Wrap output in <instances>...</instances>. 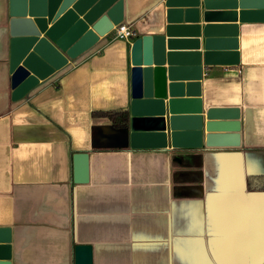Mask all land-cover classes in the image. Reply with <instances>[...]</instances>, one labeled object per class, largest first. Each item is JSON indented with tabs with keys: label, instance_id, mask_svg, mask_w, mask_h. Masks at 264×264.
<instances>
[{
	"label": "crops",
	"instance_id": "1",
	"mask_svg": "<svg viewBox=\"0 0 264 264\" xmlns=\"http://www.w3.org/2000/svg\"><path fill=\"white\" fill-rule=\"evenodd\" d=\"M100 1L62 14L53 38L37 39L41 54L12 33L11 20L56 0H0V229L9 264H74L76 245L91 246L92 264H264V191L247 186L264 176V0H222L218 11L228 15L210 22L202 0H108L135 38L110 32L67 58L74 24ZM169 11L180 18L167 19ZM207 26L216 29L206 50ZM145 36L162 37V105L132 98L130 48ZM30 55L38 82L13 90L12 63ZM169 72L179 88L171 113ZM209 109L227 111L214 122L229 137L223 146L207 145ZM117 111L127 114L123 129L96 115ZM77 153L88 156L84 184L73 182Z\"/></svg>",
	"mask_w": 264,
	"mask_h": 264
},
{
	"label": "water",
	"instance_id": "2",
	"mask_svg": "<svg viewBox=\"0 0 264 264\" xmlns=\"http://www.w3.org/2000/svg\"><path fill=\"white\" fill-rule=\"evenodd\" d=\"M110 1V0H109ZM83 0H56L43 14H36L26 18V15L13 16L11 20L12 33L28 38V45L35 44L34 53H41V45L37 43L40 35L53 38L55 27L61 21L60 16H68L72 14V8L79 11ZM204 8V20L210 22L215 18H225L226 13L218 10H225L228 2L222 0H202L200 1ZM110 7L108 0H102L85 11L84 17L74 24L73 42L69 45L65 54L69 59H76L89 49H91L100 38L107 36L118 25L114 17L115 8ZM71 8V9H69ZM220 12V13H215ZM180 18L179 12L169 11L167 19ZM53 22V25L47 26ZM216 28L205 27V49L209 45L208 36ZM180 27H167L168 35L183 32ZM170 38V37H169ZM162 37L153 38L145 36L136 39L130 48V65H131V86L132 98L134 100H158L157 104L162 105V101L166 97V70L164 58L160 48ZM173 41L167 42L169 45ZM153 44H156L157 50L153 51ZM11 71V88L13 90H24L38 81L35 79L36 70L34 67V56H28L23 61L15 60L12 63ZM170 71V70H169ZM168 84V106L170 112L177 106L178 102L174 99L178 94L179 88L172 81V74L169 72ZM152 102V101H151ZM227 111L220 109H209L206 112L205 129L208 132V146H223L229 138L224 133H217L219 124L214 123L216 117L226 116ZM172 121V119H171ZM236 138V137H235ZM73 182L75 184H84L88 182V156L86 153H77L73 155ZM5 230L0 229V264H9V241L5 236ZM74 264H92V249L89 245H76L74 247Z\"/></svg>",
	"mask_w": 264,
	"mask_h": 264
},
{
	"label": "trees",
	"instance_id": "3",
	"mask_svg": "<svg viewBox=\"0 0 264 264\" xmlns=\"http://www.w3.org/2000/svg\"><path fill=\"white\" fill-rule=\"evenodd\" d=\"M97 116L107 117L114 128L123 129L127 125V114L126 112H107L98 113ZM247 186L251 190L264 191V176H251L247 178Z\"/></svg>",
	"mask_w": 264,
	"mask_h": 264
},
{
	"label": "built area",
	"instance_id": "4",
	"mask_svg": "<svg viewBox=\"0 0 264 264\" xmlns=\"http://www.w3.org/2000/svg\"><path fill=\"white\" fill-rule=\"evenodd\" d=\"M111 33L113 34L114 39L128 41L134 39L136 33L133 29L125 24H118L113 27Z\"/></svg>",
	"mask_w": 264,
	"mask_h": 264
}]
</instances>
